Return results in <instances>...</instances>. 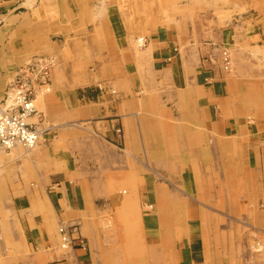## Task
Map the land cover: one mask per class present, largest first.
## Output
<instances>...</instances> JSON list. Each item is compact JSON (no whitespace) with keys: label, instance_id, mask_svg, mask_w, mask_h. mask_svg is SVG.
I'll return each mask as SVG.
<instances>
[{"label":"crops","instance_id":"crops-1","mask_svg":"<svg viewBox=\"0 0 264 264\" xmlns=\"http://www.w3.org/2000/svg\"><path fill=\"white\" fill-rule=\"evenodd\" d=\"M36 54L41 140L0 148L5 264H264V0H0V99Z\"/></svg>","mask_w":264,"mask_h":264},{"label":"built area","instance_id":"built-area-1","mask_svg":"<svg viewBox=\"0 0 264 264\" xmlns=\"http://www.w3.org/2000/svg\"><path fill=\"white\" fill-rule=\"evenodd\" d=\"M138 42L141 46L143 38L139 37ZM220 56L222 69L229 71L232 67L229 47L222 46ZM55 64L53 56L36 54L15 68L0 99L1 149L21 148L28 152L40 142V124L44 121V115L36 109L35 97L39 90H50V72ZM73 230L74 227L69 229L63 224L58 227L61 248L72 247L74 241L79 247H85L86 243L81 236H72Z\"/></svg>","mask_w":264,"mask_h":264},{"label":"rangeland","instance_id":"rangeland-1","mask_svg":"<svg viewBox=\"0 0 264 264\" xmlns=\"http://www.w3.org/2000/svg\"><path fill=\"white\" fill-rule=\"evenodd\" d=\"M154 7V6H153ZM158 17H156L157 19ZM167 19V18H165ZM152 24V23H151ZM21 151H23V149L19 148ZM111 223V221H106V224L109 225ZM259 248V246H256ZM0 248L3 249L4 253L2 255V253H0V264H5V261L6 260H10L11 257L13 256L15 250H14V246L13 244H10V243H5V245L3 246V244H0ZM13 259V257H12Z\"/></svg>","mask_w":264,"mask_h":264},{"label":"bare ground","instance_id":"bare-ground-1","mask_svg":"<svg viewBox=\"0 0 264 264\" xmlns=\"http://www.w3.org/2000/svg\"><path fill=\"white\" fill-rule=\"evenodd\" d=\"M174 3V2H173ZM189 10V9H188ZM99 11V10H98ZM167 12V11H166ZM98 14V13H97ZM138 41V40H137ZM137 44H139V42L137 43ZM179 44V43H178ZM40 95V94H39ZM37 98V97H36ZM38 100V99H37ZM38 102V101H37ZM24 151V150H23ZM5 153V152H4ZM4 217H6V216H4ZM99 223V222H98ZM102 228V227H101ZM107 250V249H106Z\"/></svg>","mask_w":264,"mask_h":264}]
</instances>
